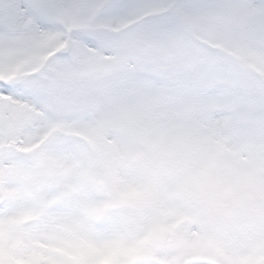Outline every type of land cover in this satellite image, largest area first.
Masks as SVG:
<instances>
[{
  "label": "rangeland",
  "instance_id": "rangeland-1",
  "mask_svg": "<svg viewBox=\"0 0 264 264\" xmlns=\"http://www.w3.org/2000/svg\"><path fill=\"white\" fill-rule=\"evenodd\" d=\"M7 3L0 1V11ZM29 4L42 20L58 22V29L95 31L110 55L84 47L76 68H61L68 80L48 89V114L35 116L45 104L32 96L11 93L12 104L0 102V144L21 137L27 151L58 128L37 159L3 165L0 156V200H9L0 213V264H181L184 258L264 264V82L246 70L232 76L234 64L226 61L227 51H219L227 49L235 66L249 65L264 76V0ZM12 5L19 26L32 27L24 30L33 37L41 32L38 19L20 10L21 0ZM5 39L0 76L8 79L21 70L22 50ZM48 47L30 51L33 58L24 59L21 71L35 68L34 58L45 56ZM124 57L143 65L128 68ZM136 67L161 85L136 77ZM162 67H172L170 74ZM102 74L107 77L90 86L89 79ZM64 85L67 101H61ZM74 107H81L79 114ZM16 126L19 133H12ZM67 133L89 139L84 156L81 144L63 139ZM87 172L89 186L80 177ZM172 191L181 194L179 204L170 202ZM104 192L122 200L124 210L105 217ZM242 199L262 209L261 220L256 210L236 211Z\"/></svg>",
  "mask_w": 264,
  "mask_h": 264
},
{
  "label": "water",
  "instance_id": "water-1",
  "mask_svg": "<svg viewBox=\"0 0 264 264\" xmlns=\"http://www.w3.org/2000/svg\"><path fill=\"white\" fill-rule=\"evenodd\" d=\"M3 27H4L5 33H9V34H16L17 33V31L15 30V28L11 22L5 21L3 24ZM171 199L174 200L175 202H178L180 198L177 194H173V195H171ZM108 203L111 204L110 208H113L114 205L116 204L114 199H112L110 197H108Z\"/></svg>",
  "mask_w": 264,
  "mask_h": 264
},
{
  "label": "trees",
  "instance_id": "trees-1",
  "mask_svg": "<svg viewBox=\"0 0 264 264\" xmlns=\"http://www.w3.org/2000/svg\"><path fill=\"white\" fill-rule=\"evenodd\" d=\"M240 210V213L243 214V210L242 209H239ZM246 214H248V212H246ZM257 216V215H256ZM258 217V216H257Z\"/></svg>",
  "mask_w": 264,
  "mask_h": 264
}]
</instances>
